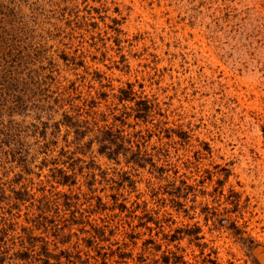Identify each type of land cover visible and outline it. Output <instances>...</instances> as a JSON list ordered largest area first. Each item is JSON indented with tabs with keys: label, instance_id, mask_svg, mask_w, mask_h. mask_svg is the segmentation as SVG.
<instances>
[{
	"label": "rangeland",
	"instance_id": "374dc122",
	"mask_svg": "<svg viewBox=\"0 0 264 264\" xmlns=\"http://www.w3.org/2000/svg\"><path fill=\"white\" fill-rule=\"evenodd\" d=\"M149 236L264 264V0H0V264H158Z\"/></svg>",
	"mask_w": 264,
	"mask_h": 264
},
{
	"label": "trees",
	"instance_id": "16d2710c",
	"mask_svg": "<svg viewBox=\"0 0 264 264\" xmlns=\"http://www.w3.org/2000/svg\"><path fill=\"white\" fill-rule=\"evenodd\" d=\"M119 101L120 102H124L125 100H124V98H119ZM137 103H139V102H137ZM136 106H137V104H136ZM137 114H141L140 110L137 111ZM62 123L66 127V129H69L70 131H72L74 133V138H73L72 143L75 145V147H76V144L79 145L80 140H81L80 137H82V135H84V134L79 135V133L80 132L84 133L85 125L84 124H79V122L73 120L72 118H69L66 115L64 116V120L62 121ZM53 128L59 129V124L58 123L54 124ZM96 142L98 143L97 152L99 154H105L107 157H113L114 154H116V153L118 154L117 148L119 147L118 149H122L123 148V144L126 143V142L121 141V140L115 142L114 140H111V138H109V137H98V138H96ZM85 146L86 147L89 146V141L86 142ZM115 148H116V150H114ZM126 149H128V148H126ZM143 155H144L143 152L140 151L139 148H137V151L135 152V156L134 157H138L139 159H142L144 157ZM55 172L58 174V176H56L54 178V181H55V183H57L58 186L66 187V186H70V185L75 184L76 180H75V176L74 175L66 174L61 168L57 169ZM69 180H70V182H69ZM66 197L67 196L65 194H61L60 195L59 198H61V202H60L59 205H63V204L66 205V201L63 202V200L66 199ZM119 208L122 210L123 206H119ZM70 220H68V221H70ZM74 221H75V219L73 220L71 225H74L73 224ZM80 221H82V220H80ZM76 224H77V222H76ZM31 225H32L31 228L35 230L36 229V222L32 223ZM146 226H147V224L145 226H143V229H149V228H146ZM107 227L108 226H101V227H98V229H97V227L94 228L93 229L94 233H96V232L97 233L93 234L92 238L95 237L96 240H98V238L99 239L101 238L100 241H105L106 238H104V233H105V230L107 229ZM158 228H159V230L161 229V224L160 223H158ZM146 241H148V244L146 243ZM146 241H144V249H146V251H148V253L147 252H143V254L149 256V253L153 250V246H155V249H158L157 253L161 252L160 256H158V259L155 260V261L158 262V264H172V263H175V262H172L173 260H171V257H170V255L172 257H174L173 253L171 254L167 250L166 251H164V250L161 251L162 245L157 243V239L153 238L152 236H149V238ZM91 242L93 243V241H91ZM95 249H96V256L99 257V258H97V260L95 259V261L97 262L98 259H100L101 262L100 261L98 262L100 264H107L108 260L112 259L111 257L114 255V253H109V252L101 253V252H99L100 250L96 246H95ZM65 254H66V251H62L61 252L62 256L65 255ZM66 255L63 256V257L67 258ZM68 255H69L68 258L70 259L71 255L69 253H68ZM125 255H127L128 258H131L132 257V252H127V254H120L118 256V258L123 260L126 257ZM20 256L22 258H25V257L27 258L28 254L23 253V254H20ZM89 260H90V256L86 255V257L84 259V263L87 264L89 262ZM145 260H146L145 258L139 259V260L137 259L136 261L134 260V262H136L137 264H147L145 262ZM69 263L73 264L71 262V260H70ZM98 263H94V264H98ZM155 264H156V262H155Z\"/></svg>",
	"mask_w": 264,
	"mask_h": 264
}]
</instances>
